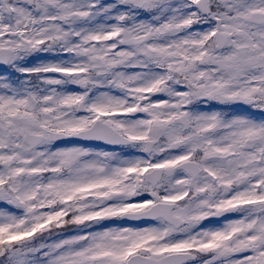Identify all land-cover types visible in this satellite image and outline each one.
Masks as SVG:
<instances>
[{
    "label": "snow or ice",
    "instance_id": "snow-or-ice-1",
    "mask_svg": "<svg viewBox=\"0 0 264 264\" xmlns=\"http://www.w3.org/2000/svg\"><path fill=\"white\" fill-rule=\"evenodd\" d=\"M0 264H264V0H0Z\"/></svg>",
    "mask_w": 264,
    "mask_h": 264
}]
</instances>
